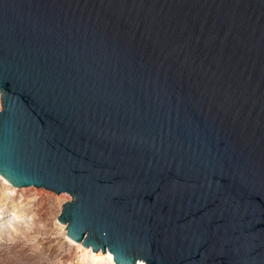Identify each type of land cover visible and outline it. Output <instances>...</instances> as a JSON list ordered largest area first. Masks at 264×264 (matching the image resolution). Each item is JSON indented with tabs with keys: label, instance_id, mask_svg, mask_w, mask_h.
<instances>
[{
	"label": "water",
	"instance_id": "1",
	"mask_svg": "<svg viewBox=\"0 0 264 264\" xmlns=\"http://www.w3.org/2000/svg\"><path fill=\"white\" fill-rule=\"evenodd\" d=\"M0 98V175L71 238L264 264V0H0Z\"/></svg>",
	"mask_w": 264,
	"mask_h": 264
},
{
	"label": "rangeland",
	"instance_id": "2",
	"mask_svg": "<svg viewBox=\"0 0 264 264\" xmlns=\"http://www.w3.org/2000/svg\"><path fill=\"white\" fill-rule=\"evenodd\" d=\"M16 187L3 191L0 180V264H89L57 218L71 194Z\"/></svg>",
	"mask_w": 264,
	"mask_h": 264
},
{
	"label": "bare ground",
	"instance_id": "3",
	"mask_svg": "<svg viewBox=\"0 0 264 264\" xmlns=\"http://www.w3.org/2000/svg\"><path fill=\"white\" fill-rule=\"evenodd\" d=\"M0 180H1L3 191L17 188L15 185H13L11 182H9L2 175H0ZM63 192H65V191H62V193ZM63 226H64V229L66 230V223ZM65 236L67 237V239L70 242H72L78 246L79 250L81 251V253L83 255V258L90 261L89 264H116V262L114 261V258H113V254L110 250L107 249L104 252H102L101 249H98L95 251V250H92V247L90 245L84 246L81 243V241H77V240L71 238L69 235H67V233ZM133 264H146V262H145V260L138 258Z\"/></svg>",
	"mask_w": 264,
	"mask_h": 264
}]
</instances>
